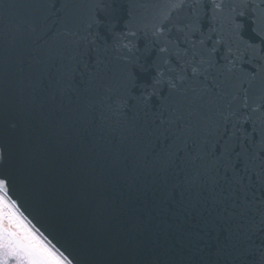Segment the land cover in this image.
I'll return each instance as SVG.
<instances>
[{
	"label": "snow or ice",
	"instance_id": "1",
	"mask_svg": "<svg viewBox=\"0 0 264 264\" xmlns=\"http://www.w3.org/2000/svg\"><path fill=\"white\" fill-rule=\"evenodd\" d=\"M141 7L155 10L150 28ZM28 8L19 26L42 91L120 117L138 167L171 182L160 204L198 218L206 231L196 235L229 264H264V0L130 4L123 16L107 0L90 11L80 0ZM9 183L0 179V264H73L24 223Z\"/></svg>",
	"mask_w": 264,
	"mask_h": 264
},
{
	"label": "water",
	"instance_id": "2",
	"mask_svg": "<svg viewBox=\"0 0 264 264\" xmlns=\"http://www.w3.org/2000/svg\"><path fill=\"white\" fill-rule=\"evenodd\" d=\"M33 0H5L0 7V179L22 217L73 264H229L217 253L198 218L160 204L162 188L138 167L139 149L126 139L121 118L42 91L29 64L26 34L19 26ZM123 16L130 4L175 0H107ZM92 10L95 0H80ZM151 27L154 9L136 10ZM227 114V113H225ZM43 174L63 191L53 197L37 181ZM67 200L76 209L65 211ZM206 231V229H204Z\"/></svg>",
	"mask_w": 264,
	"mask_h": 264
},
{
	"label": "rangeland",
	"instance_id": "3",
	"mask_svg": "<svg viewBox=\"0 0 264 264\" xmlns=\"http://www.w3.org/2000/svg\"><path fill=\"white\" fill-rule=\"evenodd\" d=\"M21 219L23 220V218L21 217ZM24 221V220H23ZM24 223L29 227V228H31L25 221H24ZM32 229V228H31ZM34 231V230H33ZM35 232V231H34ZM12 264H15V261H12Z\"/></svg>",
	"mask_w": 264,
	"mask_h": 264
}]
</instances>
